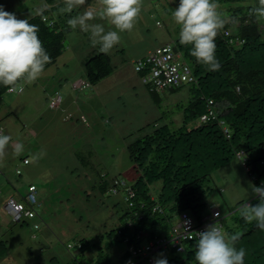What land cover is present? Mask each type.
Here are the masks:
<instances>
[{"label": "rangeland", "instance_id": "374dc122", "mask_svg": "<svg viewBox=\"0 0 264 264\" xmlns=\"http://www.w3.org/2000/svg\"><path fill=\"white\" fill-rule=\"evenodd\" d=\"M258 1L216 0L219 10L253 6ZM173 2L143 0L134 29L120 33V44L109 53L111 74L94 85L76 84L86 82L83 60L99 45H91L90 33L69 27L61 54L39 79L25 85L22 94L5 91L0 95V132L24 145L19 157L13 155L10 145L0 163V240L5 248L0 264H67L74 257L89 262L98 248L116 260L127 248L117 235L127 210L126 195L119 186L113 192L110 183L113 178L123 183L134 180L125 145L149 132L154 123L177 127L181 108L190 97L186 85L174 92H159V101L154 103L133 71V61L146 47L167 41L180 31L167 11ZM41 4L42 0H0L3 10L18 19H27ZM88 8L99 9V0H87L70 18ZM221 11L222 16L228 15ZM255 17L259 28L264 29V17ZM90 23H101L106 31L115 30L99 18ZM55 93L60 101L50 108L48 101ZM194 123H187L186 128ZM41 152L45 153L42 158L31 162ZM15 169L20 174L16 175ZM250 176L233 157L212 171L205 183L200 197L203 209L214 207L220 212V231L226 236V230L235 225L234 218L241 215L238 203L255 197ZM29 184L36 186L40 205L35 208L34 220L19 225L4 206L10 197L21 201ZM158 186V182L150 184L152 197ZM35 223L38 228L33 230ZM80 238L91 244L83 259L77 248ZM167 256L153 253L154 262Z\"/></svg>", "mask_w": 264, "mask_h": 264}, {"label": "trees", "instance_id": "16d2710c", "mask_svg": "<svg viewBox=\"0 0 264 264\" xmlns=\"http://www.w3.org/2000/svg\"><path fill=\"white\" fill-rule=\"evenodd\" d=\"M42 1L51 6L45 13L47 19L39 16L33 18L32 15L27 19L29 23L39 25V38L51 56V62L45 65L47 68L64 48V36L69 30L67 20L72 13L58 15V7H63V0ZM174 1L178 6L179 1ZM258 6L259 1L253 6L228 9L230 22L215 40V55L221 64L218 71H208L205 65L198 63L191 55V46L180 44L179 32L169 38L173 52L178 54L175 61L187 64L192 80L168 91L174 92L187 85L190 97L181 108V123L177 127L154 123L149 132L125 145L134 180L129 185L131 196L128 202L131 205L123 214L117 235L122 241L126 238V244L140 246L142 240L136 239L140 233L148 238L165 234L179 210L188 209L189 213L196 215L202 212L204 202L200 201V197L211 172L229 162L239 149L244 153L250 170L264 176V164L258 165L264 162V29L259 28L256 17L250 15L252 8ZM167 11L172 12L168 8ZM231 27L234 30H231L229 37H236L237 40L228 44V37L222 32ZM96 49L88 53L82 63L85 81L91 85L109 76L113 69L110 55L100 53L99 47ZM143 86L152 101L157 103L158 93L147 85ZM5 91L7 89L0 86V95ZM207 98L215 103L216 110L204 122L186 128L187 123L205 112ZM217 117L221 118L225 131L216 122ZM153 182L159 184L155 197L149 192ZM104 184H100L102 190ZM259 202L258 198H253L249 204ZM34 219H23L17 223L21 225ZM234 221L233 229H227L226 233L228 236L242 234L235 247L245 250V264H264V230L259 229L255 221L246 222L241 215ZM37 228L36 223L32 225L33 230ZM197 243L198 240L186 241L180 253H174L169 248L159 253L168 254L167 264H197ZM89 245L83 238L78 240L77 248L82 259ZM4 249L0 240V254ZM115 261L98 248L91 261L82 262L74 257L67 264H114Z\"/></svg>", "mask_w": 264, "mask_h": 264}, {"label": "clouds", "instance_id": "9594fccd", "mask_svg": "<svg viewBox=\"0 0 264 264\" xmlns=\"http://www.w3.org/2000/svg\"><path fill=\"white\" fill-rule=\"evenodd\" d=\"M86 3L87 0H63V7H58V15L70 14L81 6H84ZM99 4V9L88 8L82 14H77L68 19L67 24L72 30L79 28V30L82 32L90 33L91 45L93 47L99 45V52L107 55L114 47L120 44L122 39L120 33L131 32L134 29L142 10L143 0H99ZM50 8L51 6L46 3L41 4L35 9L32 17L35 18L36 16H39L42 19H47L45 13L49 11ZM168 10H172V18L180 28V44L185 46L190 45L191 55L195 57L198 63L205 65L208 71H218L221 68V64L215 55V40L225 25L230 22L231 18H229L228 15L226 17L221 15L219 11V4L216 2V0H179L178 6L174 4L168 7ZM250 15L264 17V0H259V6L253 7ZM98 18L100 20L108 21L115 30L106 31L103 24L90 23L91 21H94ZM230 32V29L223 30L222 32L224 36L228 37V44L235 43L237 40L236 37H234V39L229 37ZM38 33L39 25L29 23L28 19H18L14 13L3 10V6L0 5V86H4L10 94H22L24 92L25 85H30L39 79L45 70V65L51 62V56L44 48ZM164 45H167L170 48V51L173 54V62H177L175 61V57H178V54L173 52L170 41H166L147 50L140 58L133 61V71L136 74L138 80L143 85H147L150 88H152L150 84L143 83L140 79V76L143 74V72L136 71L134 66L135 63L143 60L148 52ZM178 63H182L187 66V64L183 61H179ZM186 83L187 82H181L179 84L183 85ZM88 84L89 83L87 82H80L76 85L84 87ZM179 84L169 85L160 90H155L152 88V90L156 93L164 92L171 88L178 87ZM56 97H59L57 93H55V97L53 99L48 101V106L50 108L58 105L60 97L55 106H50V102ZM215 106V103H213L211 99L207 98L205 103V112L202 115H205L206 118L212 115L213 111L216 110ZM200 116L195 119L194 124L204 122L200 120ZM80 118L83 119L82 117ZM216 122L222 127L223 131H225V127L223 126L221 118L217 117ZM10 145L12 147L14 156L19 157L23 154L24 145L22 143L14 142L10 135H5L0 132V163L4 161ZM44 154L45 153L41 152L34 155L31 162H37ZM234 157L239 160L240 165L245 171L251 173L249 180L253 183L252 192L255 194L254 198H258L260 201L255 205H251L249 204L253 199L251 198L246 202L238 203L237 208L240 209V214L246 222L252 223L255 221L257 227L261 230H264V176H259V174L256 175L250 170V167L246 165L244 153L241 149L234 153ZM26 163L27 162L23 164ZM263 164L264 162L258 163L260 166ZM262 171H264V168H262ZM130 173L133 174L131 169ZM15 174H20V171L18 170V173ZM110 183L112 185L113 192L118 186L122 188V191L126 195L125 200L127 206H130L131 204L128 202V198L131 196V190L129 189V185L131 183H123L116 178L111 179ZM28 186H26V190ZM35 190L36 205L34 207V211L35 208L40 205L37 200V189L35 188ZM23 196L24 195L20 197L21 201L14 200L24 205L25 201ZM4 208L6 209V206H4ZM214 211L217 212L214 213V215L218 216L215 218L216 227L213 225L209 226L207 230L199 232V239H193L198 240L195 250V260L197 264H245V250L243 248L237 249L235 247L236 242L239 240L240 235L242 234L236 233L226 236L224 233H222L220 231V221L222 216L216 208L209 207L208 209H203L202 212L198 213V215L195 213H189L188 209L179 210L176 214H174V219L171 226L177 222L178 214L181 212H186L188 215L198 219L207 215L209 216L211 212ZM35 216L36 212L33 217ZM23 219L29 218H22L19 221ZM13 222L17 223L18 221ZM171 226L165 234L160 235L159 237L168 236L167 234ZM159 237L154 236L152 238H148L145 234L140 233L136 236V239H141L147 244L149 241ZM188 238L191 239V237ZM126 241V238H124L123 242L126 243ZM186 241L189 240L180 242V251H176L174 247H165L163 249L159 248L152 252L151 256L153 258V253L160 252V250L165 251L168 250V248L173 250L174 253H180L182 252L183 243ZM126 245L128 246V244ZM66 247L68 248V245H66ZM125 251L126 249L122 251L115 262L121 260L122 257L125 256ZM154 263L167 264V260L158 259Z\"/></svg>", "mask_w": 264, "mask_h": 264}, {"label": "built area", "instance_id": "2783aa9c", "mask_svg": "<svg viewBox=\"0 0 264 264\" xmlns=\"http://www.w3.org/2000/svg\"><path fill=\"white\" fill-rule=\"evenodd\" d=\"M134 68L136 71L143 72L140 76L141 81L150 84L155 90L192 80L190 70L185 64L173 62V54L167 45L148 52L143 60L135 63ZM58 100L59 97H56L50 102V106H55ZM200 120L205 121L206 116L201 115ZM25 162L23 160V163ZM15 173H18V170H15ZM35 192L36 190L33 185L27 187L26 193L23 196L24 205L12 198H8L5 206L13 221L31 218L35 215ZM214 213L217 212H211L209 216L207 215L198 219L188 215L186 212L179 213L177 222L168 231V236L155 238L143 246L128 245L125 256L114 264H137L144 261L147 264H155L151 256L152 252L165 247H174L176 251H180V242L199 239V232L207 230L211 225L216 227L215 218L218 216H215ZM188 237H191V239Z\"/></svg>", "mask_w": 264, "mask_h": 264}, {"label": "crops", "instance_id": "0c3cea01", "mask_svg": "<svg viewBox=\"0 0 264 264\" xmlns=\"http://www.w3.org/2000/svg\"><path fill=\"white\" fill-rule=\"evenodd\" d=\"M217 1H219V0H217ZM228 9H229V8H227V9H221V10H223V11H225V10L228 11ZM221 10H219L220 13L222 12ZM169 41H170V39H169ZM165 42H166V41H165ZM155 46H157V45H155ZM155 46L151 45L150 47H146V48L144 49V51H143L138 57H141V56H142L147 50H149V49H151V48H153V47H155ZM138 57H137V58H138ZM215 107H216V106H215ZM205 108H206V107H205ZM119 256H120V255H119ZM119 256H118V257H119Z\"/></svg>", "mask_w": 264, "mask_h": 264}]
</instances>
